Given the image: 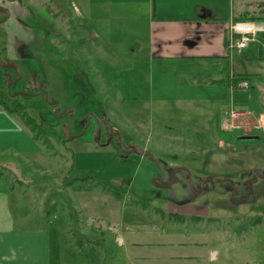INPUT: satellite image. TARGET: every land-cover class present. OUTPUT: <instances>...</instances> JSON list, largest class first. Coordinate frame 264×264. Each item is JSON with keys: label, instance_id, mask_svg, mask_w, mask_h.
I'll use <instances>...</instances> for the list:
<instances>
[{"label": "rangeland", "instance_id": "374dc122", "mask_svg": "<svg viewBox=\"0 0 264 264\" xmlns=\"http://www.w3.org/2000/svg\"><path fill=\"white\" fill-rule=\"evenodd\" d=\"M177 1L182 2L165 5L173 16L195 14L184 5L186 0ZM233 1L236 10H249L264 19V0ZM2 2L13 10L14 18L0 26V56L24 70V80L13 93H31L28 78L39 74L52 100L60 102L63 111H76L69 128V118L56 117L55 108L43 96H19L18 104H10L19 109L17 114L0 110V189L9 187L14 209L13 191H22L25 210L20 211L58 229L62 259L70 254L80 257L78 263L59 264L122 263L113 234L97 231L104 212L116 218L118 197L123 195L124 205L140 198L153 203L157 211L167 205L208 208L235 233L261 224L246 233L259 252L264 245V130L260 123L264 122V47L263 52L260 47L264 34L247 49L232 52L234 65L228 63L232 70L220 72L224 80L230 74L236 92L221 97L211 83V72L219 74L210 70L221 65L217 61L150 64L152 3ZM39 11L57 30L44 34ZM40 32L45 38L42 45ZM7 74L17 79V73ZM246 82L248 89L238 86ZM89 112L103 113L126 145L148 151L159 165L149 157L126 155L115 142L102 146L107 140L103 133L98 136L94 120L84 131L79 125ZM233 112L238 116L231 118ZM96 127L103 131L98 123ZM161 174L164 179L158 182ZM255 175L257 180L249 185ZM248 185L251 199L241 202ZM235 189L238 195L233 199ZM247 254L242 247L232 251L231 257L241 264L238 257Z\"/></svg>", "mask_w": 264, "mask_h": 264}, {"label": "crops", "instance_id": "0c3cea01", "mask_svg": "<svg viewBox=\"0 0 264 264\" xmlns=\"http://www.w3.org/2000/svg\"><path fill=\"white\" fill-rule=\"evenodd\" d=\"M168 1L182 2L177 0L142 2L147 6L153 4L148 38L150 64L157 61L159 66L161 64L169 66L193 62L208 64L217 61L221 65L213 67L214 69L208 67L219 72L217 76L211 72L212 86L221 97H227V92L228 95H234L230 74H226L224 80V72L220 70L231 69L229 62H233L234 65V56L227 47L228 27L243 9L236 10L233 0H186L187 3L184 5L190 6L195 14L176 18L170 13L172 10H166L165 5ZM122 3L138 4L137 1ZM247 11L243 12L249 13ZM78 14L82 17L81 12L78 11ZM262 43L260 47L263 52ZM262 62L264 63V60ZM0 110L2 111V107ZM260 123L264 130L262 119ZM1 180L2 178L0 182ZM1 187L3 188L0 189V264H59L80 261L78 255L70 254L64 259L60 257L58 229H54L51 224L48 228L46 223L41 220L34 221V217L20 211L25 210L22 191H13L17 206L14 209L11 190L8 192L6 189L9 187ZM119 193H128L133 197L129 192ZM124 197V195L118 197L120 208L118 207V212L115 211L116 218L104 212L103 217L99 218L100 226L97 231L100 235L103 233L106 235L108 232L113 234L117 242V254L122 261L120 264H235L231 253L242 247H246L250 254L238 257L242 261L241 264L264 263V245L258 247L259 252L256 253L254 246L251 245L253 239L249 240L246 234L255 231L261 224L249 227L250 230L247 232L235 233L233 227L222 225L221 223L225 222L218 221V218L212 216L208 208L200 210L194 206L167 205L161 207V211H157L152 208L155 206L153 203L140 198L136 199L146 202L145 205L136 199L124 205ZM177 217H182L183 220ZM29 218L32 222L28 221Z\"/></svg>", "mask_w": 264, "mask_h": 264}, {"label": "flooded vegetation", "instance_id": "af4514ba", "mask_svg": "<svg viewBox=\"0 0 264 264\" xmlns=\"http://www.w3.org/2000/svg\"><path fill=\"white\" fill-rule=\"evenodd\" d=\"M2 3V4H1ZM1 3H0V22H3V23H0V26H3V25H5V24H7L11 19H13L14 18V16H13V10L5 3V2H2V0H1ZM39 10V9H38ZM38 13V12H37ZM41 13H42V15H41ZM41 13H40V11H39V15H37V19L39 20V23H40V25H41V28H43L42 30L44 31V34H46V33H48V31H52V29H56L57 30V27H55V26H53L51 23H50V21H48V19H47V17L46 16H44L43 15V12L41 11ZM30 15H32V13L30 14ZM50 19V18H49ZM48 22L50 23V28L48 27ZM52 23H53V21H51ZM25 25H27L28 27H31V25H28V24H25ZM40 28V29H41ZM42 33L40 32V45H42V42H43V40L45 39L44 37H43V34L41 35ZM63 40H65L64 39V37H61ZM1 57V56H0ZM6 63L8 62V61H12V60H8V59H3ZM12 62H14V61H12ZM15 64H17L16 62H14ZM20 68H21V72H22V76H21V79L19 78V74H18V72H16L15 70H10V69H4V70H6V73H9V72H15V73H17V79H13L12 78V76H10V75H5L6 76V80H7V93L9 94V96H11V97H13L14 99H17L19 96H24V97H30V98H35V97H40V96H43L45 99H46V96H47V90L44 88V87H42L41 88V90L40 91H38L37 90V87H40L39 86V84H45L43 81H42V79H41V77H40V75L39 74H32V75H30L29 76V81H28V83H29V85H30V91H31V93L29 92V91H15V93H13V90L14 89H12V88H16V86H18V85H20L21 83H22V81L24 80L23 78V67L21 66V65H19V64H17ZM3 69V68H2ZM8 76H10L11 77V79H12V81L13 82H16V81H18V82H16V83H14L12 86H11V88H10V91H9V89H8V85H9V82H8V79H7V77ZM33 77V82L31 83L30 82V79ZM38 82H39V84H38ZM46 85V84H45ZM47 86V85H46ZM48 87V86H47ZM49 88V87H48ZM22 92H24L25 93V95H19L20 93H22ZM49 92H50V101H51V103H53V102H57V101H53L52 100V98H51V91H50V88H49ZM16 95H18V96H16ZM46 102H47V100H46ZM49 105H51V103H49V102H47ZM58 103H60V102H58ZM61 104V103H60ZM52 107H54L55 108V116L56 117H58L59 119H60V117H62V118H69V121H71V123H70V125H69V128L72 126V123H73V120L74 119H76L77 118V116H76V111L74 110H69V109H66V110H64L63 111V109H62V104H61V106H57V105H52ZM92 120H94L95 121V128H96V130H97V134H98V136L100 135L101 136V134L103 133L104 135H105V139L107 140L106 141V143L105 144H103L102 146H108V145H110L112 142H115V144L116 145H118V146H122V141H121V134H119L118 132H116L115 130H114V128H113V126H112V124H111V122L109 121V119L107 118V117H104V115H103V113H94V112H89V113H87L86 114V116H85V119H82L81 121H79V125H80V127L81 128H83V131H84V129H88L90 126H91V124H92ZM97 123L100 125V127L102 128V130L103 131H100V130H98V128L96 127V125H97ZM66 127H68V125L66 126ZM67 130L68 129H66V135H68V132H67ZM117 139L119 140V141H117ZM129 145H131V144H125L124 143V148H122L121 147V149H123V151H124V153L126 154V155H130V154H134V153H129V152H131V148L129 147ZM132 146H134V145H132ZM164 177V175L163 174H161V176L159 177V179L157 180L158 182H162L161 180L162 179H164L163 178ZM257 177H256V175H255V177L253 178L254 180H252V181H250L249 182V185L252 183V182H255V180H257L256 179ZM175 181H177V179L176 180H174L172 183H174ZM172 183L170 184V186L172 185ZM248 185V192H247V195L251 192V187ZM169 185H167L166 187H163V188H167ZM234 193H235V191H233V195H232V198L234 199L237 195H235L234 196ZM245 196V197H243L242 199H240V201L241 202H243V201H246L247 200V198H248V196ZM234 196V197H233ZM251 196H252V194H251ZM251 196H250V198L247 200V201H249L250 199H251Z\"/></svg>", "mask_w": 264, "mask_h": 264}, {"label": "built area", "instance_id": "2783aa9c", "mask_svg": "<svg viewBox=\"0 0 264 264\" xmlns=\"http://www.w3.org/2000/svg\"><path fill=\"white\" fill-rule=\"evenodd\" d=\"M264 25L262 23H254V22H231L229 29V37H228V50L232 54L234 50H244L246 49L252 42H256V38L258 35L264 34ZM234 83V82H233ZM241 88H249V83L246 82L244 84L238 85ZM234 89V88H233ZM231 118L234 116H238L236 112L230 113ZM229 114V115H230ZM239 115H246L241 112ZM233 129V128H232Z\"/></svg>", "mask_w": 264, "mask_h": 264}, {"label": "trees", "instance_id": "16d2710c", "mask_svg": "<svg viewBox=\"0 0 264 264\" xmlns=\"http://www.w3.org/2000/svg\"><path fill=\"white\" fill-rule=\"evenodd\" d=\"M242 12L236 19L234 20L235 22H248V20H262L264 21L263 17L259 18L256 17L254 14L251 13H245ZM6 70L2 69L0 67V106L4 108L5 111H7L10 114H17L19 112V109H13L10 107L11 103H16L18 104V99H14L13 97L9 96L7 93V80L5 76ZM244 80H249V77H244ZM14 89V88H12ZM236 92V91H235ZM20 106L22 104H19ZM39 127H42V125ZM38 127V128H39ZM33 129V128H32ZM28 184V183H26ZM179 220H183L182 217H177Z\"/></svg>", "mask_w": 264, "mask_h": 264}, {"label": "water", "instance_id": "95a60500", "mask_svg": "<svg viewBox=\"0 0 264 264\" xmlns=\"http://www.w3.org/2000/svg\"><path fill=\"white\" fill-rule=\"evenodd\" d=\"M3 22H4V21H3ZM3 22H0V23H3ZM0 67L3 68V69L15 70L16 72H18V74H19V78L21 79V76H22L21 68H20L17 64H15L14 62H12V61H8V62L6 63V62L0 57ZM7 79H8V82H9L8 89H9V91H10L11 86H12L14 83L18 82V81L13 82L10 76H8ZM30 82H31V83L33 82V77L30 79ZM38 84H39V82H38ZM39 86H40V87H37V90H38V91H40L42 87H44V88L47 90L48 93H47V96H46V100H47V102L51 103V101H50V92H49V88H48L45 84H39ZM19 95H25V93H20ZM16 96H18V95H16ZM51 105L61 106V104L58 103V102H53V103H51ZM120 137H121V141H122V146H121V147L124 148V139H123L122 135H121ZM129 147L131 148V152H129V153H134V154H138V155H141V156H144V157H149L150 159H152L155 163H157V164L159 165V163L154 159V157L152 156V154L149 153L148 151H145V150L141 149V148L138 147V146H132V145H129ZM163 178H164V177H163ZM162 180H163V179H162ZM219 182H221V181H219ZM235 195H238V191H237L236 189H235L234 196H235ZM234 196H233V197H234ZM250 196H251V193L248 195L247 200L250 198ZM247 200H246V201H247Z\"/></svg>", "mask_w": 264, "mask_h": 264}]
</instances>
